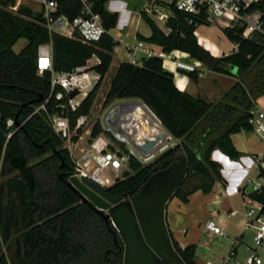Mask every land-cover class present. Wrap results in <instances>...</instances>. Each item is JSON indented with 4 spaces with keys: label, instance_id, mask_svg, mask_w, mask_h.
<instances>
[{
    "label": "trees",
    "instance_id": "trees-1",
    "mask_svg": "<svg viewBox=\"0 0 264 264\" xmlns=\"http://www.w3.org/2000/svg\"><path fill=\"white\" fill-rule=\"evenodd\" d=\"M55 1L59 14L69 19L79 15L78 0ZM105 1L95 2L94 6L108 32L115 27L117 14L104 9ZM13 2L0 0V128L5 131V121L14 120L16 115L22 127L6 144L0 176L17 172L9 161L20 155L32 174L33 187L29 191L18 172L0 183V264H123V244L116 230L68 185L73 170L69 153L51 129L46 114L35 113L52 93L51 74L38 75L36 71L39 45L51 43L52 67L56 73L73 72L93 55L100 61L94 69L101 81L75 112L68 113L70 126L74 128L79 116L89 114L95 93L108 75L115 43L108 33L94 45L50 34L40 13L33 14L25 7L12 12L8 6ZM239 5L240 15L261 13L260 29L245 38V24L227 28L224 34L237 49L220 58L211 56L195 37L196 27L208 22L205 10L188 15L167 4L172 12L165 22L167 34L145 17L151 35L146 39L139 37L140 41L158 46L164 54L184 52L212 72L233 76L236 82L218 100L207 102L179 91L160 58L141 59L137 64L120 63L109 80L103 105L109 106L117 100L144 102L178 143L149 165L130 158L129 171L108 188L111 196H133L152 174L167 168L179 155L187 157L188 172L172 198L186 203L195 192L209 194L216 183L224 182L221 166L211 155L218 150L231 160L240 157L231 136L250 131V112L257 99L264 96V0L253 1L246 8ZM20 39L26 40V45L16 53L13 47ZM230 67L236 69V74L231 75ZM197 74L196 70L187 72L190 78ZM37 95L42 96L41 101H36ZM25 103L29 105L22 106ZM54 105L52 97L49 111ZM100 132L97 122L90 137ZM258 175L264 177L263 167L258 168ZM247 198L260 204V214L264 216V185L250 192ZM170 236L185 264H197V247L181 248L171 233Z\"/></svg>",
    "mask_w": 264,
    "mask_h": 264
},
{
    "label": "built area",
    "instance_id": "built-area-1",
    "mask_svg": "<svg viewBox=\"0 0 264 264\" xmlns=\"http://www.w3.org/2000/svg\"><path fill=\"white\" fill-rule=\"evenodd\" d=\"M13 1V4L8 6V10L12 12L18 11L21 5L28 6L27 0ZM32 1L39 6L38 12L50 34L94 45L108 33L94 6L95 2L103 0H78L81 7L80 13L73 19L58 13V4L55 0ZM148 4L146 12L153 14L160 22L165 23L172 15L167 6L165 11L157 13L154 9L155 0H148ZM167 4H173L178 11L188 15H198L205 10L207 21L222 17L232 20L241 18L240 5L234 0H168ZM259 29L260 23H250L247 33ZM124 45L131 54L128 61L131 64H137L141 59L152 57L160 58L162 61L167 59V55L162 51H155L152 45L142 41H136L134 46H130L129 43ZM99 63V59L93 55L84 66L76 68L73 72L56 73L52 67L51 43L39 45L36 53V71L38 75H42L43 72L51 74L52 93L43 104L36 108L35 113L46 114L51 129L65 144L63 149L68 151L73 163V170L69 177L75 175L78 179L84 178L101 188L108 189L120 177L122 169L128 165L130 158H134L141 165H149L173 148L175 143L172 136L163 128L159 118L140 100H117L111 103L98 121L101 132L94 138H91L90 134L97 121L85 132H78L88 126L87 116H79L74 128H71L68 113L75 112L102 79L94 69ZM185 69L196 70L193 67ZM54 89L58 91L54 93ZM73 91H77V95L69 98ZM52 97L55 105L49 111L48 105ZM250 115L248 121L250 131L264 144V111L255 105ZM21 126V124L16 126L13 119H7L4 125L5 131L0 128L4 133L3 152L8 140ZM85 134L88 139L85 140L84 147L79 148L78 142ZM74 138H76L75 141H73ZM259 186L255 184L253 189L257 190ZM243 206H246L245 218L256 222L252 237V251L240 260L235 249L237 242H231V247L221 264H263L256 254V249L262 246L264 241V216L260 214L261 206L248 198L244 200ZM246 226H250L249 221L246 222ZM204 230L207 234L223 236L222 228L216 220H207Z\"/></svg>",
    "mask_w": 264,
    "mask_h": 264
},
{
    "label": "crops",
    "instance_id": "crops-1",
    "mask_svg": "<svg viewBox=\"0 0 264 264\" xmlns=\"http://www.w3.org/2000/svg\"><path fill=\"white\" fill-rule=\"evenodd\" d=\"M147 1L106 0L104 3V9L107 12L117 14L115 27L108 31V35L115 43L112 53V66H110L113 67V74L120 63L129 61L131 54L124 44L129 43L130 46H134L136 41H140L139 37L146 39L151 35V30L145 21V17L151 19L165 34L168 33L165 23L158 21L153 14L146 12V8L149 7ZM155 1L154 9L157 13H161L167 9L168 0ZM234 1L243 4L246 8L253 1L259 0ZM260 17L261 13L258 11L245 13L241 15L239 20L222 17L215 19L220 21L214 25V28L224 33L227 28L236 24H245L243 37L248 38L253 33H247L248 25L250 23H260ZM134 20L135 22L131 25L130 23ZM209 25H211L210 21L196 27L195 37L198 44L215 58L235 52L237 46L230 42L225 34L226 44L220 38H213L206 31H199L200 27ZM128 37L132 38L128 39ZM119 40L122 42L119 43ZM152 46L155 51H162L158 46ZM166 55L167 59L163 61V69L173 75L174 85L179 91L186 92L193 97H202L207 102H214L236 82L233 76L212 72L184 52L176 50ZM186 67L196 68L197 73L201 75L197 74L195 78H190L187 75V72L190 71L185 69ZM229 71L231 75L236 74L234 67H230ZM256 107L264 111V96L257 99ZM173 141L175 144L178 143L175 139ZM231 142L234 149L240 154L237 160L229 159L218 150H215L211 155V159L221 166L220 172L224 182L216 183L209 194H203L201 191L195 192L189 196L186 203L172 198L166 205L165 221L168 230L181 248L195 245L198 250L199 247L201 248L200 235L208 238L219 236L207 234L204 230L207 220H216L222 228L223 236L220 237L225 238L224 234L228 232L232 235L233 240L237 242L235 249L238 259H240L239 257L242 253L239 252V249L241 245L245 246L246 250V247H252L251 241L256 222L245 218L246 206H243V202L247 199V195L254 191L255 184H259V188L264 185V177L258 175V168H264V144L251 131H241L233 134ZM248 221L250 226H246V222ZM229 238L230 236L227 235V239L231 241ZM229 247L221 254L220 264L230 249ZM200 250L202 253L207 252L204 248ZM257 256L260 257L259 255ZM195 261L197 264L216 263L214 260H205L204 257L200 259L197 256V251ZM262 263L264 264L263 259Z\"/></svg>",
    "mask_w": 264,
    "mask_h": 264
},
{
    "label": "water",
    "instance_id": "water-1",
    "mask_svg": "<svg viewBox=\"0 0 264 264\" xmlns=\"http://www.w3.org/2000/svg\"><path fill=\"white\" fill-rule=\"evenodd\" d=\"M75 95L77 91H73L69 98ZM41 100L42 96L37 95L36 101ZM27 105L29 103L22 106ZM14 122L16 126L20 125L17 115ZM3 141L4 133L0 130V158ZM54 153L57 152L54 150ZM9 164L21 175L31 191L33 177L25 158L13 156ZM187 172V157L179 155L167 168L152 174L131 197L123 194L113 197L108 189L84 178L78 179L75 175L69 177L67 183L116 230L123 244V264H185L173 246L165 221V210Z\"/></svg>",
    "mask_w": 264,
    "mask_h": 264
},
{
    "label": "rangeland",
    "instance_id": "rangeland-1",
    "mask_svg": "<svg viewBox=\"0 0 264 264\" xmlns=\"http://www.w3.org/2000/svg\"><path fill=\"white\" fill-rule=\"evenodd\" d=\"M132 1H136L138 2V0H132ZM28 2V6H22L21 7H25L27 9H29L33 14H37L39 13V6L32 0H27ZM148 2V1H147ZM156 2V1H155ZM134 4V3H132ZM136 6H139V5H136ZM141 10V9H140ZM139 11V9H138ZM220 20H211L210 21V24L209 26H206V27H200L199 28V31H206L208 32L213 38H220L222 41H224V43L226 44L227 43V40L225 39L224 37V33L223 32H219L218 30H216L214 28V25H216V23H218ZM135 22V20L133 22H131L130 24L132 25L133 23ZM130 27V26H129ZM129 38H132V37H128ZM125 40V39H124ZM26 45V40L24 39H20L13 47V50L18 53L21 51V49L24 48V46ZM112 66V65H111ZM113 75V67H110L109 69V72H108V75L104 77V79L102 80L98 90L96 91L95 93V97H94V100H93V104L90 108V111H89V114L86 115L88 117V126L86 128H84L82 130V132H85L86 130H88L89 128H91L94 123L97 121H99L100 117L105 113V111H107V109L109 108V106H104L103 105V102H104V96H105V93H106V90L108 88V84H109V80L111 78V76ZM83 134V133H82ZM88 139V136L87 134H85L83 136V139L80 140L78 142V147L79 148H82L84 147V142L85 140ZM175 143V142H174ZM65 144L62 142V147L64 146ZM76 150V149H74ZM76 153H78V151H75ZM2 157L3 155L1 156L0 158V168H1V161H2ZM125 171H129L128 170V166L126 165L122 171H121V174H120V177L118 179H121L122 176H123V173ZM17 174V172H13L11 173L10 175L6 176V177H1L0 176V183H2L3 181H5L8 177H11L13 175ZM109 175V173H107ZM7 201V198L5 197L3 199V202L5 203ZM227 235L230 236V240L229 241L227 239ZM201 236V237H200ZM199 236V240H200V246L201 248H204L207 250L206 253H202L201 252V248L199 247L198 250H197V256L202 259L203 257L205 258V260H208V261H216V263L214 264H220V256L222 253H224L227 248L229 246H231V242H234L235 240H233V237L232 235H230L228 232H226L224 234L225 238L224 237H220V236H213L212 238H208L206 236H202L200 235ZM176 241V240H175ZM252 242V241H251ZM179 245V244H178ZM252 246V245H251ZM263 246H264V241H263V245L258 247L257 248V255H259L260 259L264 260V249H263ZM230 248V247H229ZM247 250L245 249V246H242L240 247V251L242 254L240 255V259H244L251 251H252V247H246Z\"/></svg>",
    "mask_w": 264,
    "mask_h": 264
}]
</instances>
